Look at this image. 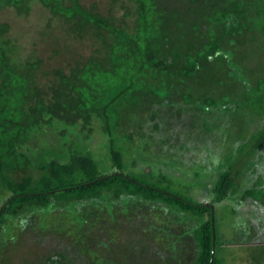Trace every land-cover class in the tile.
I'll use <instances>...</instances> for the list:
<instances>
[{"label":"trees","instance_id":"1","mask_svg":"<svg viewBox=\"0 0 264 264\" xmlns=\"http://www.w3.org/2000/svg\"><path fill=\"white\" fill-rule=\"evenodd\" d=\"M35 3L94 51L70 52L43 80V62L21 61L0 23V264H137L139 255L142 264H227L217 207L233 201L264 211V73L253 80L245 69L264 58V0H111L107 14L83 0H0V11L28 15ZM119 3L123 14L113 10ZM228 83L239 91L214 98ZM178 98L206 114L262 123L226 158L202 202L140 167L147 159L134 156L145 133L135 160L120 136L140 124L158 133L156 122L169 119L157 108ZM96 125L109 150L106 170L86 144ZM58 129L60 141L39 144L34 160L36 137ZM262 216H254L259 224ZM15 231L28 240L10 263ZM44 245L46 255H37Z\"/></svg>","mask_w":264,"mask_h":264},{"label":"rangeland","instance_id":"2","mask_svg":"<svg viewBox=\"0 0 264 264\" xmlns=\"http://www.w3.org/2000/svg\"><path fill=\"white\" fill-rule=\"evenodd\" d=\"M83 3L88 7H93L96 4L97 9L104 14L111 11V0H83ZM120 8L119 3L113 10L115 12L118 10L123 14L124 11ZM51 17V13L38 3L32 5L28 15L19 16L15 10L10 8L0 11V23L9 25L10 30L6 37L12 44L19 47V59L43 62L41 70L38 71L39 77L43 80L46 79L44 76L46 70L48 72L67 65L70 52L79 51L80 56L87 57L94 51L91 41L70 39L64 27L56 22L51 23ZM261 56L252 60L251 65L246 64L245 66L253 80L264 73V58L262 57L261 61ZM238 89L239 85L228 83L227 86L218 87L217 93L213 96L218 98L221 95L237 93ZM157 109L161 117L165 114L169 120L160 119L157 121L158 133L154 134L151 133L155 127L154 123L127 126L120 134V136L130 139L125 148L128 155L130 153L132 157L131 153L141 143L143 140L141 137L145 133V140L142 142L145 144L141 143V153H138L134 158H140V156L146 158L148 166L143 164L144 166L140 167L148 171L147 167L151 166L152 171L156 174V176L154 175L156 181L160 180L162 176H167V181L164 183L157 182L161 187H168L178 195L196 202L206 199V189L211 187L213 178L218 177L219 168L228 161L226 158L230 157L233 152L235 153L240 145L249 141L253 134L262 127V123L248 117L247 114L235 113V115L225 116L217 112L206 114L193 105H185L180 98ZM207 124H209L208 130H206ZM59 132L58 129L54 132H46L47 137L37 136L38 144L33 150L34 153L39 151L37 150L40 148L38 145L45 141L58 143L60 141ZM99 132L97 125L93 130H87L91 137L86 144L94 152L103 169L106 170V167L111 164L109 150L102 148L103 140ZM70 139H76V136L71 133ZM185 146L186 149H184ZM40 153L38 156H33L34 160L42 158ZM140 171L141 169L138 170V172ZM245 205L240 210L237 203L225 201L217 207L219 243L224 244L220 250V257L227 264H264L263 247H258L264 242L261 244L248 242L257 238L264 240V222H260V225L256 220L257 217L258 219L263 217V207L260 209L258 206H252V208ZM252 209L261 214L255 215L253 212V215L251 212V216H249L248 213ZM254 216L257 217L254 218ZM22 234V232L19 234L15 231L11 236L14 240L12 252L6 256L7 261H11L10 263H13V257L18 258L19 249L28 240L26 234H23L25 236L22 237L21 243L18 245ZM44 246L36 247L37 255H46V245ZM142 247L146 249L147 246L142 243ZM144 254L146 255V250ZM142 257L144 255H139L140 260L136 262L137 264L141 263Z\"/></svg>","mask_w":264,"mask_h":264}]
</instances>
